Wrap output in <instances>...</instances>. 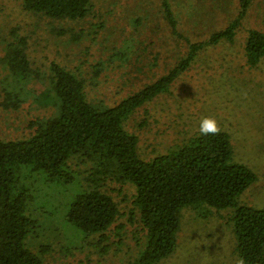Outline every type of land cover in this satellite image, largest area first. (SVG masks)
I'll list each match as a JSON object with an SVG mask.
<instances>
[{"label": "trees", "instance_id": "16d2710c", "mask_svg": "<svg viewBox=\"0 0 264 264\" xmlns=\"http://www.w3.org/2000/svg\"><path fill=\"white\" fill-rule=\"evenodd\" d=\"M15 1L19 15L47 20L55 42L68 49L78 63L38 64L32 56L31 32L18 24L10 25L11 22L0 28L1 109L18 111L26 103V97L21 99L25 91L33 101L43 95L52 108L48 116L29 121L28 135L0 139V264H43L26 244L37 223L28 210L38 178L77 189L65 218L87 235L100 234L103 240L110 235L111 228L116 236L123 234L126 224L132 232L142 229L143 248L132 264H155L171 255L183 231V211L207 213L210 209L229 210L226 212L231 214L238 261L243 258L245 264H264V208L253 209L238 203L255 182V174L234 161L227 133L220 130L217 135L202 136L199 124L193 131L192 125L198 121L191 113L190 102L179 98L182 90H171L191 70H204V61L196 60L201 51L232 40L253 0H239L237 21L208 40L197 42L186 36L177 47L180 52L189 43L182 57L177 52V58L172 54V62L165 63L159 53H154L155 65L162 61L165 73L113 106L90 96L88 88L98 84L96 77L104 60L85 64L82 53L87 48L80 49L84 30H76L75 26L94 16L100 20L112 6L122 10L134 7L137 0ZM171 1L181 6L182 0H156L160 5L158 13L167 25V40H179L183 30L192 26L187 19L189 13L181 19ZM92 30L87 36L96 35V28ZM96 31L100 35L101 29ZM134 45L135 39L130 38L127 47ZM113 51L108 63L125 65V51ZM244 56L250 69L264 63V33L248 31ZM29 85L39 88L42 94L36 96ZM169 100L186 102L185 120L174 121L172 115L174 133H170V139L163 138L155 145L144 142L143 152L140 132L147 129L150 119L156 123L159 120L153 115L150 118L147 107L158 102L166 107ZM163 109L156 114L158 117ZM140 112H145L141 121ZM149 147L150 153L146 150ZM112 185L126 186L129 191L110 189ZM124 203L127 205L121 208Z\"/></svg>", "mask_w": 264, "mask_h": 264}, {"label": "rangeland", "instance_id": "374dc122", "mask_svg": "<svg viewBox=\"0 0 264 264\" xmlns=\"http://www.w3.org/2000/svg\"><path fill=\"white\" fill-rule=\"evenodd\" d=\"M252 2L232 40L221 41L201 51L196 60L201 58L204 61V70H191L187 78L180 83L176 82L171 90L173 93L182 90L179 98L190 102L191 113L196 115L198 121L192 125L193 131L202 118L209 117L215 119L220 130L230 136L234 161L246 166L256 176L255 182L245 190L238 203L240 206L263 209L264 63L259 62L258 67L253 69L248 68L244 47L248 31L264 33V0ZM171 3L181 19L189 13L187 19L192 26L183 30V34L179 33V40H167V25L158 13L160 5L156 0H137L134 7L126 10L112 6L100 20L94 16L84 24L75 26L76 30H84L80 49L87 48L82 53L85 56L83 60L87 61L85 64L104 60L103 69L96 77L98 84L88 88L91 97L110 106L117 104L165 73L166 66L162 61L157 63L158 66L155 65L152 58L154 53H159L165 63V60L172 62V54L177 58V47L181 46L186 36L197 42L205 41L238 19L239 0H182L180 7L173 1ZM17 8L15 0H0V28L11 22L10 25L18 24L31 32L32 56L36 57L38 64L48 65L53 61L73 66L78 63L68 49L55 42L56 37L49 31L47 20L21 16ZM95 28L101 29L100 35L95 30L96 35L87 36V32ZM130 38L135 39L133 47H127ZM188 44L179 52L180 57L187 51ZM113 48L125 51L128 55L125 65L120 67L119 64L108 63V56L114 53ZM28 88L36 96L42 94L39 88L32 85ZM26 92L21 98L24 100L26 97V103L18 111L3 110L0 107V139L14 140L28 135L29 121L48 116L52 111L51 103L43 95L33 101L32 96H26ZM185 104L169 100L165 103L166 107L162 102L147 107L150 116L159 120L156 123L152 116H149L152 119L147 118L150 119V125L140 132L143 152L145 143L155 145V142L163 138L170 139V133H174L172 115L174 121H184L183 117L187 113ZM162 107L164 109L158 117L156 114L160 113ZM140 113L138 119L141 121L145 112ZM146 150L150 153L152 148ZM34 188V200L28 212L37 223L28 235L26 244L43 264H132L139 256L144 242L142 229L132 232L129 225L124 223L125 230L121 236H116L113 228L105 232L110 235L103 237V240L99 238L100 234L87 235L69 224L65 218L76 188L63 182L45 183L39 178L34 182ZM115 188L122 193L128 190L126 186L110 187ZM126 205L122 204L121 208ZM209 211L184 210V227L174 252L155 264H237L236 240L229 221L231 214L226 212L229 210ZM42 248L46 252H40Z\"/></svg>", "mask_w": 264, "mask_h": 264}, {"label": "clouds", "instance_id": "9594fccd", "mask_svg": "<svg viewBox=\"0 0 264 264\" xmlns=\"http://www.w3.org/2000/svg\"><path fill=\"white\" fill-rule=\"evenodd\" d=\"M200 135L206 136V135H217L220 132V128L216 122L215 119L205 117L202 118L199 123V129H198ZM237 264H245V261L243 258H241Z\"/></svg>", "mask_w": 264, "mask_h": 264}]
</instances>
